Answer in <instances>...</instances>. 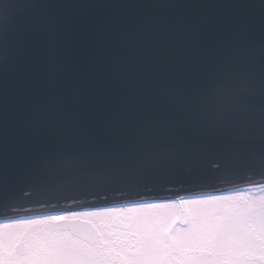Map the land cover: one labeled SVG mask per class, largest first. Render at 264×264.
I'll return each mask as SVG.
<instances>
[{
    "label": "water",
    "instance_id": "95a60500",
    "mask_svg": "<svg viewBox=\"0 0 264 264\" xmlns=\"http://www.w3.org/2000/svg\"><path fill=\"white\" fill-rule=\"evenodd\" d=\"M261 187L264 0H0V223Z\"/></svg>",
    "mask_w": 264,
    "mask_h": 264
},
{
    "label": "rangeland",
    "instance_id": "374dc122",
    "mask_svg": "<svg viewBox=\"0 0 264 264\" xmlns=\"http://www.w3.org/2000/svg\"><path fill=\"white\" fill-rule=\"evenodd\" d=\"M62 218L93 223L102 245L46 229ZM263 244L264 188L0 224V264H260Z\"/></svg>",
    "mask_w": 264,
    "mask_h": 264
},
{
    "label": "flooded vegetation",
    "instance_id": "af4514ba",
    "mask_svg": "<svg viewBox=\"0 0 264 264\" xmlns=\"http://www.w3.org/2000/svg\"><path fill=\"white\" fill-rule=\"evenodd\" d=\"M70 215V214H69ZM62 219H65V218H62ZM58 220H61V219H57V220H55L54 222H56V221H58ZM53 222V223H54ZM47 229V228H46ZM256 234V233H255ZM78 239V238H77ZM80 240V239H79ZM82 241V240H81ZM258 241L262 244V240H260L259 238H258ZM23 244V243H22ZM24 245V244H23ZM263 247H264V244H263ZM26 247H25V245H24V253L26 252ZM18 253V252H17ZM254 261L255 262H257V263H260V264H264V257H259V256H255L254 255Z\"/></svg>",
    "mask_w": 264,
    "mask_h": 264
}]
</instances>
